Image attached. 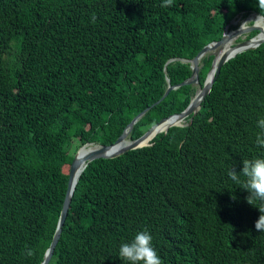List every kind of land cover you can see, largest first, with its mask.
I'll return each mask as SVG.
<instances>
[{
	"label": "trees",
	"instance_id": "trees-1",
	"mask_svg": "<svg viewBox=\"0 0 264 264\" xmlns=\"http://www.w3.org/2000/svg\"><path fill=\"white\" fill-rule=\"evenodd\" d=\"M0 0V264H40L65 196L73 142L139 137L182 111L191 59L258 0ZM95 17V20H93ZM236 26H229L230 29ZM257 32L252 31L246 38ZM212 55L200 61L199 85ZM264 117V42L220 69L197 114L152 144L87 164L48 264H130L118 253L147 229L162 264H264V201L228 176ZM243 181L246 178L240 175ZM27 248L34 255L26 256Z\"/></svg>",
	"mask_w": 264,
	"mask_h": 264
},
{
	"label": "water",
	"instance_id": "water-1",
	"mask_svg": "<svg viewBox=\"0 0 264 264\" xmlns=\"http://www.w3.org/2000/svg\"><path fill=\"white\" fill-rule=\"evenodd\" d=\"M251 16L260 17L264 21V16L258 13H251L246 16L245 19H249ZM241 16L233 18L224 29V32L220 39L211 41L204 45L197 54L191 59H182L184 62H188L191 68V74L188 78L180 83L171 85L169 79L166 78L168 84L163 95L152 105L159 103L165 98L169 91L177 89L183 85H195L197 87L195 94L189 101L188 105L180 112L170 114L167 117L161 118L159 121L151 125L145 132L139 137L131 139L129 134L133 128V125L145 114L150 108L147 107L134 116L131 121L125 126L122 133L116 138V140L107 145H102L94 142L84 143L73 155L72 161L69 165L68 180L63 199L62 207L57 219L56 227L52 236V239L44 251L40 264H48L54 248L60 238L62 227L66 219L70 202L78 181L84 168L87 164L98 158H114L129 150L149 146L152 144L153 138L160 132L166 133L172 126H183L186 118L190 117L189 122L195 116L201 107L202 100L211 91L212 86L217 79L220 69L225 62L234 58L241 52L254 49L264 42V28L260 27L252 20L250 25L239 24L233 29H229L230 25H236ZM256 31L257 33L249 38H242L232 45H228L231 41L236 40L240 36H245L246 33ZM226 46V48H225ZM212 55L210 68L207 72L205 80L202 85H199V70L200 61L204 56ZM149 137V138H148ZM145 141V142H144Z\"/></svg>",
	"mask_w": 264,
	"mask_h": 264
},
{
	"label": "clouds",
	"instance_id": "clouds-1",
	"mask_svg": "<svg viewBox=\"0 0 264 264\" xmlns=\"http://www.w3.org/2000/svg\"><path fill=\"white\" fill-rule=\"evenodd\" d=\"M173 3L174 0H163L160 6L168 8ZM258 7L260 12L264 13V0H258ZM257 125L262 131L257 134L256 144L259 147H264V117L258 119ZM240 175L246 179L242 181ZM228 176L237 185L248 191L249 195L246 199L249 204L254 205V200L264 201V157L244 159L242 170L237 172L233 167L228 171ZM257 208L261 215L255 222V228L264 231V204ZM152 241L153 237L147 229L139 231L131 242L121 244L118 255L122 260L129 261L130 264H162V259L153 247ZM24 254L31 257L34 252L31 248H27Z\"/></svg>",
	"mask_w": 264,
	"mask_h": 264
},
{
	"label": "rangeland",
	"instance_id": "rangeland-1",
	"mask_svg": "<svg viewBox=\"0 0 264 264\" xmlns=\"http://www.w3.org/2000/svg\"><path fill=\"white\" fill-rule=\"evenodd\" d=\"M246 22L245 26L247 25H250L252 23V20H246L245 18H240L239 21L237 22V24L235 26H238L239 24L243 23V22ZM231 26H234L233 24ZM230 29V28H229ZM247 36V33L245 36H240L239 38H237L236 40H234V42H237L239 41L240 39L242 38H245ZM234 44V43H233ZM80 144L77 142H73V145H72V152L75 154V152L80 148Z\"/></svg>",
	"mask_w": 264,
	"mask_h": 264
},
{
	"label": "bare ground",
	"instance_id": "bare-ground-1",
	"mask_svg": "<svg viewBox=\"0 0 264 264\" xmlns=\"http://www.w3.org/2000/svg\"><path fill=\"white\" fill-rule=\"evenodd\" d=\"M250 19L255 20V23L257 25H259L260 27L264 28V21L260 17L258 18L257 16H251L249 19H247V21L250 20ZM245 24H246V22L244 21L243 25H245ZM233 43H234V41H231L228 45H232ZM225 48H226V46H225Z\"/></svg>",
	"mask_w": 264,
	"mask_h": 264
}]
</instances>
